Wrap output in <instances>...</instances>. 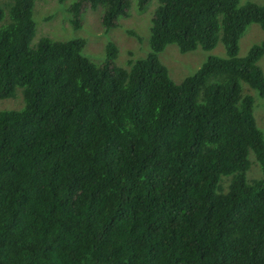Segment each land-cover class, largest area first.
<instances>
[{
	"label": "trees",
	"instance_id": "obj_1",
	"mask_svg": "<svg viewBox=\"0 0 264 264\" xmlns=\"http://www.w3.org/2000/svg\"><path fill=\"white\" fill-rule=\"evenodd\" d=\"M35 1L0 3V99L24 100L0 110V264H264V178L247 180L251 154L264 169V132L245 92L264 98V41L239 55L264 4L159 0L151 51L127 69L112 42L100 64L84 39L31 45ZM129 3L70 11L78 24L103 6L110 28ZM219 40L228 56L181 83L159 57Z\"/></svg>",
	"mask_w": 264,
	"mask_h": 264
},
{
	"label": "rangeland",
	"instance_id": "obj_2",
	"mask_svg": "<svg viewBox=\"0 0 264 264\" xmlns=\"http://www.w3.org/2000/svg\"><path fill=\"white\" fill-rule=\"evenodd\" d=\"M8 12L11 0H0ZM77 0H36L33 18L36 31L31 39L35 46L43 37L56 41L84 39L82 50L84 56L100 64L107 57V46L110 42L118 48L114 60L115 65L130 69L128 60L145 58L151 51L152 18L160 5L159 0H150L144 8L140 9L138 0H130L128 13L119 17L117 25L105 27L102 21L104 7L96 9L84 7L80 15V23L76 24L70 6ZM253 1L264 4V0H240L241 3ZM264 41V29L257 23L251 24L240 40V56H246L250 48ZM227 57V50L222 40L211 50L199 47L193 51L182 52L176 43H171L159 54L160 60L167 66L170 76L175 83H181L185 77L194 74L209 56ZM264 71V56L259 61ZM245 92L255 97L254 114L259 128L264 132V98L257 91L245 84ZM24 107L23 94L19 90L14 98L0 99V110L21 109ZM252 166L247 172V180L252 181L264 178V169L256 160L254 154L250 155ZM230 178L222 180L223 189L228 190Z\"/></svg>",
	"mask_w": 264,
	"mask_h": 264
}]
</instances>
